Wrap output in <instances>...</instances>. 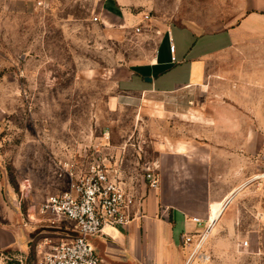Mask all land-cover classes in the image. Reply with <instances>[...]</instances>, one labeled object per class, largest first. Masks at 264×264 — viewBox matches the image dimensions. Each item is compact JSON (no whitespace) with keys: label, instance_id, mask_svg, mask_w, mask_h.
Instances as JSON below:
<instances>
[{"label":"rangeland","instance_id":"374dc122","mask_svg":"<svg viewBox=\"0 0 264 264\" xmlns=\"http://www.w3.org/2000/svg\"><path fill=\"white\" fill-rule=\"evenodd\" d=\"M114 1L119 19L132 21L125 29L93 21L104 3L109 7ZM235 4L236 0H0V175L8 203L22 222L35 227L30 230L32 244L20 253L0 251V264H33L38 251L47 248L37 244L54 231L44 227L48 220L39 208L47 197L68 190L70 173L85 170L93 147L107 142L116 147V156L125 157L131 174L126 184L137 189L148 187L143 169L157 162L161 145L172 140L202 143L203 137L214 142L221 138L228 154L243 143L244 171L239 181L226 183L228 191L254 178L228 201L226 211L232 219L219 220L202 247L209 259L195 264H264L263 251L254 243L264 232V133L199 131L194 138L186 124L190 118L172 116L177 103L171 96H146L134 105L113 100L121 92L116 86L119 68L152 63L160 32L172 24L219 28L221 20L234 16ZM146 15L149 20L144 22ZM139 26L143 29L136 33ZM179 30L171 27L175 45L186 47ZM219 61V56L210 60L212 76L206 87L179 92L192 101L180 103L181 109L190 107L207 116L226 110L228 125L243 121L250 127L264 120L242 116L245 107L255 103L230 100L243 91L232 88L231 94L220 86L214 75ZM163 116L164 123L155 118ZM190 121L204 123L203 118ZM189 187L196 196L190 208L196 212L203 208V184ZM245 241L251 246L243 249L240 244Z\"/></svg>","mask_w":264,"mask_h":264},{"label":"crops","instance_id":"0c3cea01","mask_svg":"<svg viewBox=\"0 0 264 264\" xmlns=\"http://www.w3.org/2000/svg\"><path fill=\"white\" fill-rule=\"evenodd\" d=\"M115 2L109 7L105 3L102 5L98 12L99 23L110 22L120 30L125 29L132 21L126 16L119 19ZM235 5L234 16L225 22L221 20L219 28H212V25L206 28L197 23L172 24L163 33L160 32L158 54L152 63L119 68L120 77L116 86L121 92L113 100L122 105H134L146 96H171V100L177 103L171 108L172 116L203 118L204 123L190 119L186 123L194 138L199 131L208 135L264 133V120L252 122L250 127L245 126L243 121L228 125L226 110H213L207 116L205 112L200 115L190 107L185 111L179 105H190L192 102L180 91L206 87L211 75L210 60L219 56V72L214 75L220 86L226 87L227 93L233 92L232 88L236 92L243 91L230 100L255 103V106L245 107L247 113L243 117L249 118L251 114L252 118L264 119V113H261L264 112V93H261L264 91V58L258 56L264 55V0H236ZM172 26L179 28L181 37L186 38V47L175 45ZM170 41L175 48L173 55L169 52ZM172 56L175 57L174 62ZM145 78L151 79V82H146ZM155 118L164 123V116ZM161 146L163 149H159L157 159L160 186L157 190L143 185L133 188L138 204L134 207L135 219L124 227L106 226L100 235L89 238L99 259L98 264H184L191 247L183 244V237L201 233L209 221L210 235L219 220H231L230 211H226L228 201L254 178L228 191L230 188L226 183L239 181L244 171L242 141L231 154H228L226 142L221 138L214 142L203 137L202 143L172 140L170 144ZM229 165H234V168L229 170ZM195 183L203 184L204 197L203 208L193 212L190 205L195 202L196 196L189 185ZM194 218L200 224L194 223ZM28 224L22 222L18 210L8 203L0 175V251L24 252L33 242L30 230L35 229ZM61 226L58 229L44 227L60 236V233H72L70 223L63 221ZM254 243L264 254V232Z\"/></svg>","mask_w":264,"mask_h":264},{"label":"built area","instance_id":"2783aa9c","mask_svg":"<svg viewBox=\"0 0 264 264\" xmlns=\"http://www.w3.org/2000/svg\"><path fill=\"white\" fill-rule=\"evenodd\" d=\"M41 5V4H40ZM149 20L144 16L143 21ZM94 22L99 19L95 17ZM142 26L136 27L140 33ZM174 45L170 41L169 52L173 55ZM172 62L175 57L172 56ZM110 142L93 147L91 158L86 168L79 174L70 173L68 190L47 197L39 208V214L48 220L47 226L52 229L62 228L63 221L72 225V233L52 234L45 237L42 244L47 248L38 251L33 264H98L89 238L100 235L102 229L108 227H124L136 217L134 207L137 204L133 187L126 184L131 181V174L125 169V157L116 156ZM158 163L145 165V180L148 188L157 190L160 186ZM200 224L197 218L192 219ZM209 224L203 232L194 237H183V244L190 246L191 251L184 264H195V261H207L201 249L204 246L210 229ZM241 248L249 247L247 241L240 244ZM23 264L22 260H17Z\"/></svg>","mask_w":264,"mask_h":264},{"label":"water","instance_id":"95a60500","mask_svg":"<svg viewBox=\"0 0 264 264\" xmlns=\"http://www.w3.org/2000/svg\"><path fill=\"white\" fill-rule=\"evenodd\" d=\"M145 81H146V82H151V79H149V78H145Z\"/></svg>","mask_w":264,"mask_h":264},{"label":"bare ground","instance_id":"6f19581e","mask_svg":"<svg viewBox=\"0 0 264 264\" xmlns=\"http://www.w3.org/2000/svg\"><path fill=\"white\" fill-rule=\"evenodd\" d=\"M208 237H209V232L207 233ZM208 239V238H207Z\"/></svg>","mask_w":264,"mask_h":264},{"label":"trees","instance_id":"16d2710c","mask_svg":"<svg viewBox=\"0 0 264 264\" xmlns=\"http://www.w3.org/2000/svg\"><path fill=\"white\" fill-rule=\"evenodd\" d=\"M18 263V262H17ZM19 264V263H18Z\"/></svg>","mask_w":264,"mask_h":264}]
</instances>
